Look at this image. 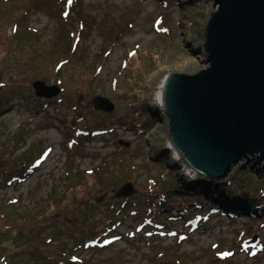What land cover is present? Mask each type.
<instances>
[{"label":"rangeland","instance_id":"obj_1","mask_svg":"<svg viewBox=\"0 0 264 264\" xmlns=\"http://www.w3.org/2000/svg\"><path fill=\"white\" fill-rule=\"evenodd\" d=\"M212 5L0 0V264H264V159L191 178L154 100L165 73L206 68ZM35 81L60 93L36 97Z\"/></svg>","mask_w":264,"mask_h":264},{"label":"water","instance_id":"obj_2","mask_svg":"<svg viewBox=\"0 0 264 264\" xmlns=\"http://www.w3.org/2000/svg\"><path fill=\"white\" fill-rule=\"evenodd\" d=\"M212 7L203 34L206 68L165 73L154 100L169 120L166 147L181 158L182 170L218 180L244 159L259 165L264 159V0H213ZM32 88L46 99L60 93L43 81ZM90 103L105 113L114 109L101 95ZM134 191L126 181L114 195Z\"/></svg>","mask_w":264,"mask_h":264},{"label":"trees","instance_id":"obj_3","mask_svg":"<svg viewBox=\"0 0 264 264\" xmlns=\"http://www.w3.org/2000/svg\"><path fill=\"white\" fill-rule=\"evenodd\" d=\"M141 104L147 105V109L150 111V113L152 112V114H153L154 106H153V104H151V102L148 100V98H147L144 102L142 101ZM151 107H152V111L150 110ZM60 120H62V119H60ZM69 121H70V122H69ZM71 121H72V122H71ZM62 122H63V124H64L65 126H66V125L68 126V125L72 124V128H73V127H76V126L78 125V123L76 122L75 118L72 117L71 115H68L67 117L63 118ZM134 126H135V127H140L141 129L146 128V126L144 125V123L139 122V121H136L135 124H134ZM74 129H75V128H74ZM41 155H44V152H43ZM27 168H28V167H27ZM102 169H103V168H101V169L96 168V169H91V170L89 169V170H87V172H88V173H91V175H93V177L95 176L96 179H97L100 175L103 174ZM10 173H12V174L10 175V178H11L12 180H18L19 178L21 179V178L24 176V174H25V172H22V174H21L20 172H10ZM80 173H82V172H79V177H80V175H81V177H82L83 174H80ZM22 175H23V176H22ZM187 179H188V178H187ZM194 181H196V180H193V181H190V179L187 180V182H194ZM188 185H189V184H188ZM212 197H213V199H214L215 201L221 199V198L218 196L217 193H216V194H213ZM235 197H236V195H235ZM235 197H233V196H227V197H224V199H222V200L225 201V204H226L227 202L230 203L231 199L234 200ZM215 198H216V199H215ZM224 208H225L226 210H228V204H226ZM177 210H178V209H177ZM177 210H176L175 214L177 213ZM232 212H233V211H232Z\"/></svg>","mask_w":264,"mask_h":264},{"label":"bare ground","instance_id":"obj_4","mask_svg":"<svg viewBox=\"0 0 264 264\" xmlns=\"http://www.w3.org/2000/svg\"><path fill=\"white\" fill-rule=\"evenodd\" d=\"M161 82H162V81H161ZM159 86H160V85H159ZM157 93H158V91H157ZM169 149H172V150H173V148H169ZM178 159H181V158H178ZM178 159H177V160H178ZM189 174L191 175V171L189 172ZM195 175L197 176L198 174L195 173ZM194 177H195V176H194Z\"/></svg>","mask_w":264,"mask_h":264}]
</instances>
